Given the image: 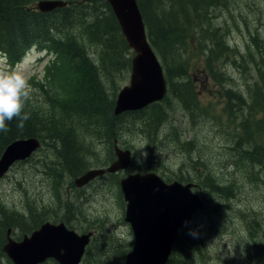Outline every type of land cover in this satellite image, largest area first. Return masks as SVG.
Here are the masks:
<instances>
[{
	"label": "rangeland",
	"instance_id": "1",
	"mask_svg": "<svg viewBox=\"0 0 264 264\" xmlns=\"http://www.w3.org/2000/svg\"><path fill=\"white\" fill-rule=\"evenodd\" d=\"M155 6L158 13L167 17L169 5ZM191 15L193 19L185 24L194 52L198 50L197 42H202L205 50L210 47V42L221 38L228 47L229 57L220 59L221 65L217 64L224 77H228L223 86L204 69L205 56L200 51L190 58V75L199 94L198 106L208 108L201 113L190 114L191 110L175 98L162 102L167 110L169 125L178 133V138L173 137L175 133L171 128L154 125L146 118L141 120L138 117L124 121L122 127L116 122L114 127L118 133L111 135L104 124L98 128L71 127L77 134L74 140L82 158L79 164H84V170L107 168L116 158L115 145L131 151V163L124 170L96 177L77 187L75 180L78 175L74 176L69 165L61 163L58 154L47 146L41 147L28 159L13 164L0 179L2 212L15 216L18 213L26 218H29L30 212L37 213L35 220L51 222L67 220L69 229L79 233L88 231L96 239V243L91 241L87 245L88 248L91 246V250L88 258L85 250L80 264H120L124 262L125 252L131 248L134 236L130 224L124 220L126 206L119 179L129 173L149 171L156 172L166 182L189 177L197 184L194 191L206 195L208 187L201 185V177L196 176L195 170L198 173L210 172L221 184L233 186L234 195L223 200L225 212L217 211V203L222 202L218 197L214 199V204L211 203L218 214L201 211L194 215L185 232L199 231V237L195 239L199 249L193 252L191 259L181 264H250L249 257L257 250L255 244L264 248V170L256 165L252 169L255 176L251 174L249 177L245 167L227 164V145L231 143L233 129L223 122L229 120L231 124L235 120L232 117L235 100L232 97L227 100L226 90L238 91L248 99L256 79L261 88L254 63L257 60L260 63L258 69L263 70L264 62L259 54L253 55V52H257V44L264 47V0H229L225 5L207 10L202 16ZM63 32L55 31L54 36L60 37ZM70 34L81 44L92 63L90 66L80 63L64 66L63 62H59L56 66L44 67L47 58H38L40 53L36 45L27 48L14 65L24 69L32 86L27 103L48 114H52L51 104L57 105L55 112H59L61 105L70 111L85 110L86 103L79 100L78 89L92 80V74L98 79L100 99L105 106L110 100L115 102L119 90L130 81V69L126 70L122 65L127 53L123 54L113 47L110 55L105 56L103 48L90 40L86 32L75 28ZM173 51L179 52V48ZM262 55L264 58V52ZM102 56L106 59L103 60ZM187 58L183 53L175 54V62ZM103 62L105 68L101 65ZM0 68L12 67L0 56ZM74 71H78L77 76ZM261 93L264 94V88ZM223 105H228V108L217 121L216 115ZM187 141H192L190 149L188 146L184 149L181 144ZM140 145L146 147L142 150ZM143 151L148 154L146 160ZM197 154L207 167L198 164L193 169L191 160ZM76 161H79L78 155ZM20 218L25 222L19 221L18 226L22 230L15 223L8 226L12 229V236L19 240L24 234H30L23 226L28 224L32 227L44 222L34 225L30 222L33 217L30 220ZM2 221L0 218V224ZM5 237L6 232L0 231V243ZM0 264H9L1 253ZM43 264L58 263L48 259Z\"/></svg>",
	"mask_w": 264,
	"mask_h": 264
},
{
	"label": "trees",
	"instance_id": "2",
	"mask_svg": "<svg viewBox=\"0 0 264 264\" xmlns=\"http://www.w3.org/2000/svg\"><path fill=\"white\" fill-rule=\"evenodd\" d=\"M37 1L39 0H0V51L6 52L12 61L20 60L26 49L34 44L38 48H45L47 51L52 52L56 56V60L63 62L64 66H72L78 63L90 66L92 63L84 53L81 44L70 34L71 30L76 28L86 32L90 40L96 41L95 44H99L103 48L105 56L110 55L113 47L118 48L123 54L127 53V57L122 60V65L124 69H130L132 50L129 48L118 21L106 0H67L68 5L49 12L37 10L35 8ZM226 2H229V0H137L146 25L147 36L161 61L164 77L168 84V92L163 99L141 110L114 115V100H110L107 106L102 103L100 99L101 87L97 85L98 79L92 74V80L86 86H80L78 89L79 100L86 103L85 110L77 112L78 110L72 109L70 111L66 106L61 105L59 112H55L54 109L57 105L51 104L52 114H48L31 107L27 103L30 106L26 104L25 111L30 113V119L25 122L24 128L22 130L17 129V121L13 120L9 123L10 131L7 133L0 132V154L8 143L17 138L37 137L40 139L42 147L47 146L52 152L58 154L61 163L69 165L71 172L74 176H77L86 170H84V164H79L82 158L79 156V147L76 146L74 140V136L77 134L71 127L88 128L94 126L98 128L104 124L111 135L112 133H118V130L114 127L116 122L122 127L124 121L138 117L141 120L146 118L154 125H165L166 128H171L167 110L165 105H162V102L166 103L171 98H175L178 103L185 108H189L191 110L190 114L201 113L208 107L201 108L198 106L197 95L199 94L196 93L193 77L190 75V58L193 55L197 56L198 51H200L205 56L204 69L223 86L228 77H224L217 64H220V59L225 60L229 57V54H227L228 47L221 38L210 42V47L205 50L202 42H197L198 50L194 52L190 43L191 37L186 30V24L193 19L191 14L201 15L207 10L210 11L211 8L225 5ZM155 5L158 7L159 5L164 7L169 5L167 17L158 13ZM186 11H188L187 14H185ZM198 11L200 13H197ZM61 30H64V32L60 37L54 36L55 31ZM200 32L203 34V31L200 30ZM175 48H179V52L173 51ZM263 52L264 47L257 44V52H253V55L259 54L261 61L264 62ZM178 53H183L188 58L175 62V54ZM102 58L103 60L106 59L103 56ZM254 64L256 76L257 78L259 76L261 80V88H259L256 79L250 89L248 99L244 98L238 91L226 90L227 100L230 97L235 100L232 108V117L235 120L231 124L228 123L229 120L223 122V124L233 129L230 136L231 143L227 145V153L229 154L227 164L239 168L245 167L250 174L249 177H251V174L255 176L252 169L256 165H258V169L264 170V94L261 93L262 88H264V68L263 70L258 69L260 63L257 60ZM101 65L105 68L106 64L103 62ZM86 69L88 68L86 67ZM74 73L75 76L78 75V71H74ZM51 76H54V74H51ZM96 86L98 87L96 88ZM227 108L228 105L222 106L220 113L216 115L217 121ZM172 131L175 133L173 137L178 138V133L174 129ZM181 144L184 149L187 146L190 149L192 141L182 142ZM77 155L79 157L78 162L76 161ZM191 164L194 170L198 164H204L207 167V164L198 154L192 158ZM45 169L48 168L45 167ZM195 172L197 177H201V185L205 188L208 187L205 190L206 195L202 194L206 202L204 212L210 213L213 211V214H218L217 211L225 212L226 204L223 200L234 195L233 186L221 184L217 177L210 172L198 173L196 170ZM179 180L183 182L193 181L189 177H180ZM218 197L221 198L222 202L217 203L219 209L215 211L211 203ZM17 214L15 216L4 213L0 206V218L3 219L0 224V231L7 232L9 223H15L18 226L19 221L24 222L19 217L27 220L33 217V221L30 222H33L34 225L44 221L43 219L35 220L37 213L30 212L29 218ZM66 222L68 221L66 220ZM192 222L180 229L178 239L173 245L171 256L166 264H181L186 259H191L193 252L199 249L196 238H192L185 232ZM39 225L29 227L27 224L23 227L25 231L31 232ZM19 228L22 230V227ZM4 241L5 239L0 243V253L3 255L5 254L1 246ZM94 241L96 239L93 238L92 244L96 243ZM255 246L257 250L249 257V263L264 264V248L257 243ZM90 247H87L86 258H88L91 250ZM8 262L12 264L9 260Z\"/></svg>",
	"mask_w": 264,
	"mask_h": 264
},
{
	"label": "water",
	"instance_id": "3",
	"mask_svg": "<svg viewBox=\"0 0 264 264\" xmlns=\"http://www.w3.org/2000/svg\"><path fill=\"white\" fill-rule=\"evenodd\" d=\"M128 45L135 51L131 61L129 84L116 97L114 114L140 110L163 98L166 92L160 62L150 46L145 25L136 0H107ZM64 0H39L37 9L51 11L65 5ZM40 146L35 137L17 138L8 143L0 154V177L10 166L28 158ZM116 159L107 168L89 169L77 177L81 186L105 172H116L128 167L131 151L114 147ZM126 200L125 217L134 240L125 256L124 264H165L179 229L193 214L205 208L198 193L191 190L193 183L174 180L165 182L157 173H129L120 180ZM91 233L78 234L64 222L46 221L20 241L7 238L3 250L14 264H41L54 258L59 264H79Z\"/></svg>",
	"mask_w": 264,
	"mask_h": 264
},
{
	"label": "clouds",
	"instance_id": "4",
	"mask_svg": "<svg viewBox=\"0 0 264 264\" xmlns=\"http://www.w3.org/2000/svg\"><path fill=\"white\" fill-rule=\"evenodd\" d=\"M31 92L32 86L22 67L0 68V132L10 131L9 123L13 120L17 121V129L24 128L25 122L30 119V113L25 108ZM139 147L143 150L146 145ZM147 156V152L143 151L145 160ZM188 234L194 239L199 237L198 230H189Z\"/></svg>",
	"mask_w": 264,
	"mask_h": 264
},
{
	"label": "flooded vegetation",
	"instance_id": "5",
	"mask_svg": "<svg viewBox=\"0 0 264 264\" xmlns=\"http://www.w3.org/2000/svg\"><path fill=\"white\" fill-rule=\"evenodd\" d=\"M11 231H12V229L10 228L9 236H10L12 239H14V240H19V238H18V239H15V238L12 236ZM7 236H8V233H7ZM4 245H5V243H2L1 248H3Z\"/></svg>",
	"mask_w": 264,
	"mask_h": 264
},
{
	"label": "bare ground",
	"instance_id": "6",
	"mask_svg": "<svg viewBox=\"0 0 264 264\" xmlns=\"http://www.w3.org/2000/svg\"><path fill=\"white\" fill-rule=\"evenodd\" d=\"M121 32H122V30H121ZM122 34H123V32H122ZM123 36H124V35H123ZM131 50L134 52V53H133V56H134V55H135V51H134L133 49H131ZM133 56H132V58H133ZM114 106H115V105H114ZM182 227H183V226H182ZM182 227H181V228H182ZM181 228H180V229H181Z\"/></svg>",
	"mask_w": 264,
	"mask_h": 264
}]
</instances>
